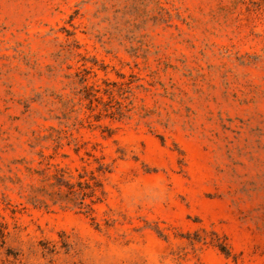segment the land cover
Masks as SVG:
<instances>
[{
	"label": "rangeland",
	"instance_id": "1",
	"mask_svg": "<svg viewBox=\"0 0 264 264\" xmlns=\"http://www.w3.org/2000/svg\"><path fill=\"white\" fill-rule=\"evenodd\" d=\"M0 223V264H264V0H0Z\"/></svg>",
	"mask_w": 264,
	"mask_h": 264
},
{
	"label": "trees",
	"instance_id": "2",
	"mask_svg": "<svg viewBox=\"0 0 264 264\" xmlns=\"http://www.w3.org/2000/svg\"><path fill=\"white\" fill-rule=\"evenodd\" d=\"M53 177L56 179L58 185H65L67 187L66 191H63L62 193L60 192V198L62 200L73 202L80 208H86L87 211L92 210V204L96 202L97 190L102 186L100 180L93 173L88 179L78 180L75 183L66 180L64 175L59 172L54 174ZM80 177L82 178L83 176L81 175ZM87 198H89V202H86ZM5 234V227L0 223L1 246L5 244ZM9 252L10 251L8 250L7 254H9Z\"/></svg>",
	"mask_w": 264,
	"mask_h": 264
}]
</instances>
